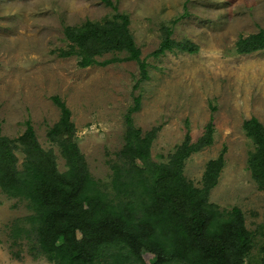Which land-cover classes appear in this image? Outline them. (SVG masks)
<instances>
[{
  "label": "rangeland",
  "instance_id": "rangeland-1",
  "mask_svg": "<svg viewBox=\"0 0 264 264\" xmlns=\"http://www.w3.org/2000/svg\"><path fill=\"white\" fill-rule=\"evenodd\" d=\"M130 17V29L148 78L139 81L135 60L80 67L77 55L63 57L64 27L86 19L102 20L113 13L103 0H0V123L2 133L16 137L30 120L41 146L52 149L60 171L67 169L58 144L47 130L60 116L52 96L59 95L72 111L76 138L91 174L108 184L111 162L125 143V113L141 94L134 123L143 132L158 126L151 145L154 160L168 162L182 143L188 120L191 139L205 133L211 115L213 141L184 161V174L201 187L207 162L224 151V166L209 201L221 209L239 206L246 226L254 231V247L244 264L264 256V189L248 166L252 140L244 119L264 123V49L234 52L240 35L264 28V0H114ZM172 26L176 40L190 39L196 52L167 50L152 55L162 38L161 27ZM125 56L108 52L104 59ZM19 165L23 154L16 151ZM28 201L0 188V264H54L35 256L25 241L14 242L12 222L29 214ZM146 262L152 255L144 252Z\"/></svg>",
  "mask_w": 264,
  "mask_h": 264
},
{
  "label": "trees",
  "instance_id": "trees-1",
  "mask_svg": "<svg viewBox=\"0 0 264 264\" xmlns=\"http://www.w3.org/2000/svg\"><path fill=\"white\" fill-rule=\"evenodd\" d=\"M113 8L102 20L86 19L64 27L67 48L63 57L77 55V64L107 65L119 60H135L139 81L148 78V62L141 56L129 27L130 17L120 12L114 0H103ZM162 38L152 55L167 50L196 52L190 39L176 40L172 26L161 27ZM264 49V28L240 35L234 52L251 53ZM125 51L99 59L105 53ZM60 109L59 119L47 136L60 147L67 169L60 171L52 149L41 146L28 119L25 130L16 137L2 133L0 123V188L11 197L28 201L30 213L16 218L10 236L25 240L35 255H46L54 264H244L254 247V231L245 223L239 206L221 209L209 201L224 166V151L207 162L202 186H195L184 174V161L193 152L213 141L214 117L205 133L193 141L188 120L182 143L168 162L156 161L151 145L159 127L143 132L135 125L133 112L141 105V94L125 113V143L111 162L108 184L90 172L81 152L72 111L53 95ZM245 134L254 149L249 152L251 174L264 189V123L255 115L244 119ZM16 151L23 154L19 165ZM152 257L146 262L143 254ZM252 264H264L261 256Z\"/></svg>",
  "mask_w": 264,
  "mask_h": 264
}]
</instances>
